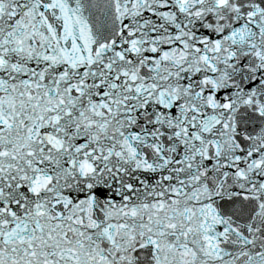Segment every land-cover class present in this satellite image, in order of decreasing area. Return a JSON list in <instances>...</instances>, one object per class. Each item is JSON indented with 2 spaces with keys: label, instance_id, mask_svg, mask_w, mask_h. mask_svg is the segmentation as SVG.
Masks as SVG:
<instances>
[{
  "label": "snow or ice",
  "instance_id": "6c2138e0",
  "mask_svg": "<svg viewBox=\"0 0 264 264\" xmlns=\"http://www.w3.org/2000/svg\"><path fill=\"white\" fill-rule=\"evenodd\" d=\"M0 264H264V0H0Z\"/></svg>",
  "mask_w": 264,
  "mask_h": 264
}]
</instances>
